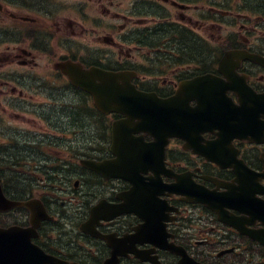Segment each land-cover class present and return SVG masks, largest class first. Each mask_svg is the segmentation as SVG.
<instances>
[{"label":"flooded vegetation","instance_id":"flooded-vegetation-1","mask_svg":"<svg viewBox=\"0 0 264 264\" xmlns=\"http://www.w3.org/2000/svg\"><path fill=\"white\" fill-rule=\"evenodd\" d=\"M68 61L182 108L152 136ZM0 173L62 264H264V0H0Z\"/></svg>","mask_w":264,"mask_h":264},{"label":"water","instance_id":"water-1","mask_svg":"<svg viewBox=\"0 0 264 264\" xmlns=\"http://www.w3.org/2000/svg\"><path fill=\"white\" fill-rule=\"evenodd\" d=\"M61 66L70 76L74 85L93 94L96 105L105 112L122 111L136 101H147L146 97L148 96L137 92L135 87L129 83V76L125 73L105 71L97 67L84 69L71 62L61 64ZM23 205L28 204L6 198L0 184V211ZM30 208L32 210L31 221L34 225L38 224L42 218L40 217L41 213L34 206L30 205ZM25 231L19 226H12L8 229L0 228V237L2 238L0 264H43L48 261L38 249L35 247L31 249L32 246L20 239L22 233L26 234ZM13 235H17L19 238H14Z\"/></svg>","mask_w":264,"mask_h":264}]
</instances>
